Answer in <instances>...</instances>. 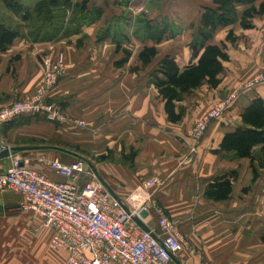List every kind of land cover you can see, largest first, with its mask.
<instances>
[{
    "label": "crops",
    "instance_id": "obj_1",
    "mask_svg": "<svg viewBox=\"0 0 264 264\" xmlns=\"http://www.w3.org/2000/svg\"><path fill=\"white\" fill-rule=\"evenodd\" d=\"M36 1L20 0L27 7ZM86 5L98 7L99 14L93 15L91 9L89 22L68 23L58 38L40 40L0 0V22L16 24L23 33L0 49V105L34 92L42 80L44 58L55 60L61 54L65 63L63 74L46 92V100L61 107L64 119L23 116L1 125L0 140L14 150L0 158V171L17 157L30 168L62 180L49 161L71 162L80 156L89 164L94 161L101 177L130 208L139 209L153 200L176 221L182 246L164 264H264L261 146L253 148L252 163L249 157L219 150L223 135L243 125L241 113L251 99L264 100V81L254 80L264 72V13L253 17V27L243 28L239 19L249 5L235 3L237 20L231 28L237 38L226 41L229 58L223 62L219 83L212 87L204 81L184 93L176 101L183 115L172 121L155 86L154 71L166 55L184 68L197 60L204 44L225 40L228 27L218 26L209 37L203 34L202 12L216 4L213 0H86ZM132 5L143 6L144 11L132 14ZM150 46L156 53L144 63L139 52ZM219 102L226 104L202 137L197 142L182 141L180 136ZM71 119L84 120L86 126L74 125ZM194 142L197 150L191 154L189 144ZM231 170L236 178L229 196L205 197L211 178ZM152 177L159 179L158 184L145 186ZM22 199L17 191H0V255L2 249L6 252V241L25 243L32 231L41 229L39 216L22 209ZM142 219L149 229L158 230L153 208ZM43 231L35 245L48 249L51 230ZM51 258L50 264H60L58 258Z\"/></svg>",
    "mask_w": 264,
    "mask_h": 264
},
{
    "label": "built area",
    "instance_id": "obj_2",
    "mask_svg": "<svg viewBox=\"0 0 264 264\" xmlns=\"http://www.w3.org/2000/svg\"><path fill=\"white\" fill-rule=\"evenodd\" d=\"M132 14L144 11L141 5L129 7ZM65 63L59 54L55 60L41 62L42 80L34 92L23 99L0 105V126L23 116H41L48 121L64 119L61 107L46 100V92L63 74ZM264 81V72L255 77ZM225 102H219L197 119L190 130L181 135L182 141L197 142L209 122L217 117ZM72 124L85 127L86 122L71 119ZM189 144V153L195 154L197 143ZM10 149L0 140V151ZM49 167L62 180H55L30 168L26 162L12 157L9 166L0 171V191L19 192L22 208L31 210L40 218V226L51 230L49 246L66 252L67 264H164L181 249L183 234L175 220L151 200L139 209L126 212L111 193L94 178L87 161L78 156L71 162L57 158ZM93 176V177H92ZM152 177L145 186L158 184ZM153 208L158 230H144L131 218Z\"/></svg>",
    "mask_w": 264,
    "mask_h": 264
},
{
    "label": "trees",
    "instance_id": "obj_3",
    "mask_svg": "<svg viewBox=\"0 0 264 264\" xmlns=\"http://www.w3.org/2000/svg\"><path fill=\"white\" fill-rule=\"evenodd\" d=\"M1 1L19 20L27 23L36 22L38 27L29 34L34 39L40 40L58 38L62 32H66L68 23L89 22V11L93 9L87 8L86 0L74 3H71L72 0H37L31 7L23 5L20 0ZM255 1L213 0L216 6H206L201 15L203 34L209 37L218 26L228 27L225 40L219 44H204L197 60L184 68H181L175 58L171 56L166 55L161 58L154 71V83L164 100L165 110L170 120L176 121L182 117L183 110L176 108V101L180 100L184 93L199 87L204 81L212 87L219 83L223 62L229 58L225 50L226 41L233 42L237 38L231 28V25L237 20L235 3L241 2L249 5L244 9L239 22L243 28H251L253 27V17L264 13V0H260L258 6L254 4ZM70 5L72 8L71 11H68L67 7ZM92 13L97 16L99 8H94ZM22 35L18 25L0 22V49L6 48L16 37ZM155 53V47H144L139 52V58L146 63ZM241 120L242 126L223 135L219 143V150L233 152L236 157H249L252 163L253 148L260 145L263 157L261 164L264 165V100L259 96L253 97L243 109ZM253 172H255L254 166ZM235 178L236 172L232 170L212 177L205 186L204 196L215 200L227 198Z\"/></svg>",
    "mask_w": 264,
    "mask_h": 264
},
{
    "label": "rangeland",
    "instance_id": "obj_4",
    "mask_svg": "<svg viewBox=\"0 0 264 264\" xmlns=\"http://www.w3.org/2000/svg\"><path fill=\"white\" fill-rule=\"evenodd\" d=\"M74 2L75 0H72L71 3H74ZM67 8L69 9L68 11H71L72 7L70 5ZM15 22L17 23V20ZM26 26L28 27L27 28L28 33H30L34 31L36 27H38V24L36 22H28ZM90 164L94 165L98 171V168L94 164V161L93 163H90ZM94 178L97 180L95 175H94ZM37 224L39 228L41 229H36L35 231H32L31 238H28L29 240L27 239L25 243L17 244L14 239H12V242L6 241V244L4 246V247H7L6 252L3 253V249H2V255H0V264H50L52 261L51 255L54 258L55 257L58 258L60 264H67L66 263L67 256H66L65 251L52 249L49 246V242L47 244L49 252H46V250L48 251L46 246L40 247L38 245H35V242H37V240L39 241L42 238L41 233L44 232L43 229H49L47 227L40 226L39 222ZM8 248H11L10 251ZM51 251L54 253L58 252V254L56 255L51 254L50 253ZM0 253H1V250H0Z\"/></svg>",
    "mask_w": 264,
    "mask_h": 264
},
{
    "label": "water",
    "instance_id": "obj_5",
    "mask_svg": "<svg viewBox=\"0 0 264 264\" xmlns=\"http://www.w3.org/2000/svg\"><path fill=\"white\" fill-rule=\"evenodd\" d=\"M14 148L4 149L0 151V158L7 157L11 154ZM92 172L94 173L97 180L111 193V195L123 206L126 212L130 213L129 207L122 201V199L115 193L111 186L101 177L96 167L92 164H89ZM131 218L144 230H150L149 227L141 220L140 216L137 214H132Z\"/></svg>",
    "mask_w": 264,
    "mask_h": 264
}]
</instances>
